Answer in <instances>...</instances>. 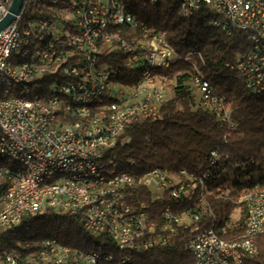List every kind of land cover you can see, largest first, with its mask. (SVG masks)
Returning a JSON list of instances; mask_svg holds the SVG:
<instances>
[{"label":"built area","instance_id":"obj_1","mask_svg":"<svg viewBox=\"0 0 264 264\" xmlns=\"http://www.w3.org/2000/svg\"><path fill=\"white\" fill-rule=\"evenodd\" d=\"M12 0H0V8L5 9V15L9 11ZM69 1H77V8H69ZM121 0H59V7H52V0L45 5H34L30 8V15H26L27 26L24 27L25 39L14 40L16 31V19L3 30L0 31V80L9 78H21L24 76H13L12 69L9 72L1 71V63H5L6 54L10 51L14 41H22L23 47H31L29 56H39V45H48L46 58H40V64L30 65L38 76L56 75L57 80L67 81V88H58L57 101L49 100L48 85L47 89H36L31 99L16 96L1 97L14 98L15 102L29 103V111L23 114H15L10 110L0 109V130H9L10 136L17 145H24L27 149L34 151V158H39V166H35L32 171H40L45 164L50 162H61V156H69V163H61L70 167H79L83 162H94L105 149L113 148L117 138L122 133L126 123L140 119L159 120L161 118L159 105L166 98L164 83L166 78L163 75L145 76L144 79L137 81V85H131V92L128 94L109 93L107 85H102V77L106 71L112 68L102 63V54L108 55L115 51V43H122V55L126 56V66L134 70L137 64H147L150 61H162V68L167 69L169 59L177 57L172 47L164 35L155 33L152 28L139 23V28L146 31V37L152 38L150 48H141L135 42H128L122 32L128 31L130 25H123V16H115L118 23V31H111L108 34L106 45H98V52H91V44H96L95 34L100 28V21L103 16V8L110 4L119 6ZM202 6L211 11H219L223 31L230 33L232 30H239L245 34L247 49L241 53L235 61L226 64L231 71L242 77L249 87L252 84L264 86V56H260V48H264V0H193V9L196 12ZM57 9H70L73 12V19H63L57 16ZM21 13V10L20 12ZM33 14H40V25H33ZM3 18H0V20ZM60 21H77V28L74 30V45H67L61 33L57 31V24ZM128 36V35H127ZM126 36V37H127ZM133 50H140V57H133ZM182 57H189L192 62L191 87L198 93L202 106L216 113L221 122H231L227 111L224 108V101L214 95L211 86L207 84L197 63L192 61V54L188 53ZM77 59V67L67 68V60ZM132 74V72H131ZM152 79H162V87H154V91L144 90V82H152ZM56 83V82H49ZM9 89H15L10 88ZM105 92V94H115L118 96L116 104H102L93 108L108 107V115L102 118H91L93 127L83 126L77 130L59 131L55 129V118H50V107H60V100H67L71 104V114L77 110L73 109V102L81 98H86L90 93ZM28 92H24L27 94ZM36 101H43V109H36ZM89 109V108H86ZM70 116H63V120L68 122ZM25 128H33L32 136H25ZM80 129H87L89 141L99 148V155L93 157H76L69 150H65V139H72L73 144H78L81 148ZM0 145V151H6ZM216 160V154L211 153ZM112 160L110 159V164ZM100 168L108 170L109 165ZM0 175H4V182L0 202H9L10 210L0 211V230L4 226H11L12 223L22 221L24 217L35 215L38 211L47 209L45 199L56 200L55 210L61 213L81 214V222L87 226L93 235H105L114 245L126 246L127 254H121L117 261L125 260L129 257V249L137 248L138 242H145L146 250L158 244L169 241L173 232L168 229H144L143 202L131 205L127 201L129 190L137 189L129 184V175L122 173L119 178L128 182V189H115L108 193V196L85 197L83 196L82 183L113 182L114 179L106 178V181L88 182L81 179H68L63 182H56L52 185H36L31 180L30 184L20 185L19 176H12L8 171L0 169ZM53 175V174H51ZM143 177V188L151 191L154 199L155 191H163L171 199L182 197L184 190H188L186 176L182 184H173L170 177L160 176V168H154L152 172H146ZM203 178V177H202ZM69 182H76V190H69ZM261 190H256V195ZM254 197V196H253ZM245 220L244 227H250L252 237L264 230V203L244 204ZM115 207L117 213L125 216L126 228H119L112 217L107 216V208ZM15 209H23V216H15ZM207 212L206 210H204ZM162 213H172L164 212ZM161 213V217H162ZM198 215H187L185 222L179 223L180 229H186L189 221L196 222ZM190 240H197V249H190ZM186 249L194 259V264H229V255H236L237 264H241V252H249L252 256L256 250H248V241H244V247H229V241L217 237L212 230H206L191 238ZM55 250H67L75 252V257H87V262H94L90 259V252H83L64 247L56 239H47L39 244V257L42 254H54ZM11 254H18V261H11ZM32 249L29 243H25L18 251L3 253L0 262L6 264H21L29 258ZM72 261L61 262V264H72Z\"/></svg>","mask_w":264,"mask_h":264},{"label":"trees","instance_id":"obj_2","mask_svg":"<svg viewBox=\"0 0 264 264\" xmlns=\"http://www.w3.org/2000/svg\"><path fill=\"white\" fill-rule=\"evenodd\" d=\"M127 8L138 21L164 35L177 57L192 54V61L197 63L213 94L224 101L232 124L221 122L214 111L202 106L190 84L191 62L178 60L166 70H156L166 78V98L159 105L161 118L126 123L114 147L102 152L103 159L112 160L109 168L136 179L154 168L165 170L176 180L194 178L195 191L188 197L171 199L163 195L153 200L151 191L141 186L129 190L126 197L131 205L145 203L156 232L165 223L160 213L166 206L176 214L198 215L196 222L189 221L186 229H177V235L168 242L131 253L132 264H194L186 245L195 235L212 230L227 241L246 235L243 198L254 190H264V91L251 94L243 80L226 67L247 49L245 34L213 27L210 22L216 14L207 7L202 6L189 16H184L173 3L150 5L144 0H131ZM122 35H129L125 38L130 42V30ZM101 57L104 65L116 70L121 85L131 86L132 70L125 64L126 56L114 51ZM48 84L46 79L36 82L27 94L19 96L31 99L36 89L46 90ZM205 174L208 176L200 183ZM235 211H239V216L233 221ZM81 218L80 213L52 209L24 217L18 226L0 231V252L18 250L25 243L56 239L85 253L109 254L112 261L104 264H117L121 253L116 246L105 235L87 233ZM253 245L255 253L243 257V264H264V230L253 236Z\"/></svg>","mask_w":264,"mask_h":264},{"label":"bare ground","instance_id":"obj_3","mask_svg":"<svg viewBox=\"0 0 264 264\" xmlns=\"http://www.w3.org/2000/svg\"><path fill=\"white\" fill-rule=\"evenodd\" d=\"M49 1L50 0H24L21 7V13H18L16 19L14 40L25 39V30L23 29L27 26L26 15H30V8H32L33 4L45 5ZM144 1L148 2L150 5L173 3L184 16H189L194 13L193 11H189V9H193V0ZM128 2H131V0H121L119 1V6L117 4H110L109 7L103 8L100 28L95 34L96 44H91V52H98V45H106L108 34H110L111 31H118V23L115 22L114 14H117V16H123V25H130V27H128V30L131 31L130 42H135V44L141 48H150V45H152V38H147L146 31L139 28V23H144L138 21L135 16L128 11ZM52 7H59V0H52ZM69 8H77V1H69ZM211 12L216 14V18L212 19L210 22L211 25L223 31L221 14L219 11ZM57 16H61L63 19H73V12L70 9H57ZM4 17L5 9L0 8V18ZM33 25H40V14H33ZM76 28L77 21H60L57 24V31L58 33H61V37H63L64 42H66L67 45H74V30H76ZM169 47L172 46L169 44ZM115 51H122V43H115ZM47 53L48 45H39V56H29L31 54V47H23L22 41H14L10 51L6 54L5 63H1V71L9 72V69H12L13 76H24L28 79L21 80V78H9V83L7 80H0V99L8 94V90L9 96H16V93L29 92V88L35 86L36 82L45 80L46 76H38L36 78V71L31 67L25 66L40 64V58H46ZM260 56H264V48H260ZM133 57H140V50H133ZM178 60L185 63L191 62L189 57H175L168 60L167 69ZM200 62H202V60H200ZM74 67H77V59L67 60V68ZM156 70H164V68H162V61H150L147 64V67H144V64H137L136 69L132 70L131 85H137V81L144 79V75L154 76ZM156 75L162 74L156 73ZM239 77L242 79L241 76ZM48 80L49 82H56L48 84L49 100L57 101L58 88H67V81H56V75H48ZM205 81L209 84L206 79ZM243 82L245 83L244 80ZM9 85L10 88L15 89H9ZM102 85H107V92L109 93H116V90L120 94H128V92H131V86L120 84L118 74L114 68H112V71H106L102 77ZM245 85L251 94H259L264 91V86H259V84H252V87H249L247 84ZM154 87H162V79H152V82H144V90L154 91ZM98 102H102V104H116L118 103V96L115 94H105V92L90 93L88 97L73 102V109H83L75 111L74 114H71V104L67 100H60V107H50V118H55V129L59 131H70L77 130L85 125L86 127H93V120H88V117L102 118L104 115H108V107L93 108L98 105ZM5 108L6 110L12 111V113L23 114L25 111H29V103L15 102L14 98H6V101L0 100V109ZM36 109H43V101H36ZM63 116H70L69 121L66 122L63 120ZM32 135L33 128H25V136ZM80 137H82V150H80L78 144H73L72 139H65V150H69V152H72L76 157H83V151L85 157L99 155V148L95 147L94 144L89 141L87 129H80ZM0 145L7 149L6 151H0V169L8 171L12 176H19L20 185L30 184L32 179L36 182V185H52L56 182H63L68 179H81L82 181L97 182L106 181V178H108L114 179V184L113 182H98L92 184L82 183L83 196H108V193L114 192L115 189H128V182L123 178H119L122 173H117L112 168H108V170H100V168L110 164V158L106 160L103 159V154L97 160H94V162H83L80 168L70 167V169H68L67 165L61 163H69V156H61V162H50L49 164H45L40 171H32L35 166H39V158H34L33 150L27 149L24 145H17L12 136H10L9 130H0ZM152 171L153 169L148 172ZM145 175L146 172L137 177V179L129 176L130 186H143V177L141 176ZM160 176H167V172L160 169ZM207 176L208 174H205L199 182L202 183V180ZM170 180L173 184L183 183V180H176L175 178H170ZM0 182H4V175H0ZM193 182V177L187 178L188 190L183 191L182 197H188L194 194L195 185ZM69 190H76V182H69ZM1 193H3V186H0V197ZM162 197L163 191L154 192L155 200L161 199ZM243 202L244 204L264 203V190L259 191L257 195L256 190L245 195ZM45 207H47V209H55L56 200L45 199ZM145 208L146 205L144 204V212H146ZM163 209L164 212H171L169 206H166ZM8 210H10V203L0 202V211ZM41 212L42 211H38L35 215L29 217H35ZM15 216H23V209H15ZM107 216L112 217V220H114L119 228H126L125 216L122 213H117L115 207L107 208ZM162 218L165 223L161 224L159 229H168L169 225L173 232H178L177 229H180L179 223L185 222L186 214H176L174 212L162 213ZM21 222L22 221H18L17 223H12L11 226H4L2 230L12 229L18 226ZM172 222L175 223V226H172ZM151 226L152 229H155L153 224H151L148 215H144V229H151ZM82 227L87 233L93 235V231L87 228L83 223ZM244 228L246 230V235L237 241L229 240V247H244V241H248L249 238L252 237V230H250V227ZM174 236L175 235H172V237ZM29 244L32 249V254H29V258L22 261L21 264H61V262H69L70 260H74L72 261V264H104L112 261V256L109 254L90 252V259H93L94 262H87V257H75V252H67V250H55L52 255L42 254L41 259L39 257L40 243ZM115 246L117 251L121 254H127L126 246ZM64 247L70 248L66 245H64ZM190 249H197V240H190ZM143 250H146L145 242H138L137 248L129 249V257H131V253ZM248 250H255L253 239L248 241ZM4 251L13 252L18 250ZM4 251L0 252V258H3ZM187 251L189 252V249H187ZM245 256H250L249 252H241V264H243V257ZM11 261H18V254H11ZM0 264L6 263L0 262ZM118 264H132V260L131 258H126L125 260H120ZM229 264H237L236 255H229Z\"/></svg>","mask_w":264,"mask_h":264},{"label":"water","instance_id":"obj_4","mask_svg":"<svg viewBox=\"0 0 264 264\" xmlns=\"http://www.w3.org/2000/svg\"><path fill=\"white\" fill-rule=\"evenodd\" d=\"M23 2L24 0L11 1L8 13L3 19L0 20V31L7 27L14 20L15 15L20 12Z\"/></svg>","mask_w":264,"mask_h":264},{"label":"rangeland","instance_id":"obj_5","mask_svg":"<svg viewBox=\"0 0 264 264\" xmlns=\"http://www.w3.org/2000/svg\"><path fill=\"white\" fill-rule=\"evenodd\" d=\"M239 216V211H235L232 215V220L235 221Z\"/></svg>","mask_w":264,"mask_h":264}]
</instances>
